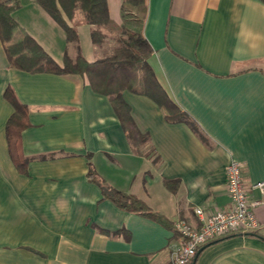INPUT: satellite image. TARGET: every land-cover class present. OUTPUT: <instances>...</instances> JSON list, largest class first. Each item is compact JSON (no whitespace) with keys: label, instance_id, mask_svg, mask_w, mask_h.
I'll return each instance as SVG.
<instances>
[{"label":"crops","instance_id":"0c3cea01","mask_svg":"<svg viewBox=\"0 0 264 264\" xmlns=\"http://www.w3.org/2000/svg\"><path fill=\"white\" fill-rule=\"evenodd\" d=\"M117 1L107 4L120 23L121 0L118 10L110 5ZM146 3L149 63L191 121L167 120L151 98L123 90L137 128L148 134V156L133 151L108 97L84 76L12 68L0 41V264H170L177 219L195 226L194 207L231 208L224 174L230 159L246 182L264 179V0ZM10 15L12 41L25 33L58 64L65 50L77 55L35 0H19ZM7 86L28 108L25 172L7 150ZM89 163L162 220L104 198ZM254 213L256 230L207 242L193 264H264V203Z\"/></svg>","mask_w":264,"mask_h":264},{"label":"trees","instance_id":"16d2710c","mask_svg":"<svg viewBox=\"0 0 264 264\" xmlns=\"http://www.w3.org/2000/svg\"><path fill=\"white\" fill-rule=\"evenodd\" d=\"M35 1L63 29L67 43L77 40L78 35L71 22L75 10L80 8L86 23L91 26V41L102 46L108 38L114 45L109 52L92 61L80 53L71 57L65 50L63 62L58 64L31 36L24 33L17 40H11L15 24L10 14L19 6V0H0V41L10 67L31 73L84 76L94 92L108 97L133 151L141 155H149V137L137 128L130 106L122 98L123 90L151 98L167 120L191 122L188 115L169 99L149 63L152 48L143 34L147 0H121L120 23L111 19L107 0ZM3 96L13 108L5 123L8 154L17 169L25 172L28 158L21 148V133L29 125L28 108L17 99L9 86L5 88ZM88 166L87 174L100 186L104 198L121 209L162 220L161 215L152 211L141 198L109 186L95 173L90 163Z\"/></svg>","mask_w":264,"mask_h":264},{"label":"built area","instance_id":"2783aa9c","mask_svg":"<svg viewBox=\"0 0 264 264\" xmlns=\"http://www.w3.org/2000/svg\"><path fill=\"white\" fill-rule=\"evenodd\" d=\"M224 174L231 208L209 210L194 207L195 226L184 219H177L173 227L179 242L171 248L170 264H188L207 242L258 228L254 209L264 203V179L246 182L239 162L234 159L228 161ZM253 190L257 191L258 197H251Z\"/></svg>","mask_w":264,"mask_h":264},{"label":"rangeland","instance_id":"374dc122","mask_svg":"<svg viewBox=\"0 0 264 264\" xmlns=\"http://www.w3.org/2000/svg\"><path fill=\"white\" fill-rule=\"evenodd\" d=\"M120 0L117 3H110L111 8L118 10ZM72 26L77 32V40L70 43V46L75 50L76 54L80 53L82 56L88 58L93 56L94 59L100 58L103 53L109 52L114 42L110 39H106L102 46L94 44L90 39V28L91 26L86 23L83 11L80 8L75 10V15L72 20Z\"/></svg>","mask_w":264,"mask_h":264},{"label":"water","instance_id":"95a60500","mask_svg":"<svg viewBox=\"0 0 264 264\" xmlns=\"http://www.w3.org/2000/svg\"><path fill=\"white\" fill-rule=\"evenodd\" d=\"M198 251H199V249H198ZM198 251H197V253H198ZM197 253H196V255H197ZM196 255H195V256H196ZM195 256H194V258L192 259V264L194 263Z\"/></svg>","mask_w":264,"mask_h":264}]
</instances>
